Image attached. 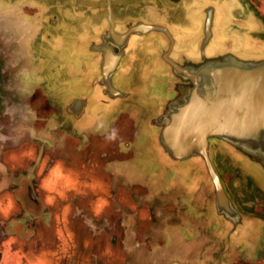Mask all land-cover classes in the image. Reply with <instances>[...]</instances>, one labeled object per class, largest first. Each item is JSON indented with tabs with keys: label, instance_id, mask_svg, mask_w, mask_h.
I'll return each instance as SVG.
<instances>
[{
	"label": "water",
	"instance_id": "1",
	"mask_svg": "<svg viewBox=\"0 0 264 264\" xmlns=\"http://www.w3.org/2000/svg\"><path fill=\"white\" fill-rule=\"evenodd\" d=\"M73 2L71 19L40 32L72 64L66 83L41 85L57 119L106 130L134 106L140 170L207 185L213 214L249 225L220 171L232 162L264 188V23L249 1H131L124 18L122 1Z\"/></svg>",
	"mask_w": 264,
	"mask_h": 264
},
{
	"label": "flooded vegetation",
	"instance_id": "2",
	"mask_svg": "<svg viewBox=\"0 0 264 264\" xmlns=\"http://www.w3.org/2000/svg\"><path fill=\"white\" fill-rule=\"evenodd\" d=\"M73 1L81 0H0V264H200L193 262L200 256L204 261L202 264H264V188L258 187L247 173L244 174L241 166L221 161L222 178L237 214L252 219L244 226L249 229L248 233H245L243 223L238 225V230L227 223L232 233L230 237L220 232L219 225L214 227L216 220L209 219L212 197L208 190H196L181 179L171 183L161 177L139 174L135 161L137 150L133 144L137 139L136 120L140 111L134 106L123 109L106 130L85 127L74 133L64 124L49 126L50 117L56 111L41 92L39 80L42 75L39 71L42 67L46 69L44 74H50L51 80L59 74L66 76L68 81L72 74L71 60L56 56L51 48L41 53V47H38L37 53L31 55L25 51L32 61L27 69L31 72L27 75L22 73L27 65L21 57L31 40L35 43L42 41L41 28L47 27L50 21L63 22L72 18L70 13L79 9ZM89 1H122L123 15H114L124 18L131 15L126 11L135 7L136 3L132 5L131 1L158 0ZM159 1L189 3L202 0ZM100 7L106 8L104 5ZM98 8L94 7V10ZM116 124L118 127L124 125L117 140V148L125 156L124 164L158 191L173 197L171 203L167 202V209H176L177 214L183 209L185 215L203 223L204 235H212L209 239L213 243L208 248L198 251V244L188 243L186 248L178 244L181 256L169 250L161 256L146 255L145 249L140 251L142 244H136L132 230L136 231V209H148L146 204H141V201L145 203L146 195H137L138 191L131 186L125 191L129 196L120 197L115 193L116 187H112L113 180L109 190L107 183L113 174L104 175L88 166L92 162L96 166L106 152L92 143H89L91 151H88L83 143L94 134L111 135ZM5 131H9L8 135ZM74 141L81 145L71 148L69 145ZM12 147L18 148V154L13 157L8 156ZM234 170L240 173L233 177ZM80 171H83L81 176ZM95 176L102 178L95 181ZM99 184L103 190L101 195H96L100 193L96 189ZM176 184L180 190L178 188L175 193L179 196L169 193L170 187ZM249 193H253V197ZM49 200H57L61 205L57 208L56 225L52 221L54 216L48 213L54 206ZM108 211L111 212L106 216ZM170 224L180 236L178 240L187 238L194 242L197 228L191 223L182 225L177 221ZM104 228L114 232L105 238L100 234ZM89 229L98 233L95 234L97 238L88 235ZM172 229H166L161 235L164 247L173 246ZM148 248L154 250V247Z\"/></svg>",
	"mask_w": 264,
	"mask_h": 264
},
{
	"label": "rangeland",
	"instance_id": "3",
	"mask_svg": "<svg viewBox=\"0 0 264 264\" xmlns=\"http://www.w3.org/2000/svg\"><path fill=\"white\" fill-rule=\"evenodd\" d=\"M257 3H255V1H252V6L256 7ZM40 105H42V101H40ZM124 123L126 124L125 121ZM122 128H124L123 124H120L119 127L116 124L115 129L113 130L111 135L97 136L94 134L95 136L93 135V136L88 137L89 141L84 140L83 143L85 147L89 149L88 151H91L89 147V143L90 144L92 143L98 146L99 149L104 150L106 152V155L103 156L104 158L103 159L101 158L99 162L96 163V166L94 162H92L91 164L89 163L90 165L88 166L91 169H95V170L97 169L98 170L97 172L104 174V175L107 174L108 172H110V174H113L112 179H110V181L107 183V187L109 190H111V180H113L114 185L112 184V187H116L115 193L119 195L120 197L121 196L128 197L129 195L126 194L125 191L131 186L132 188L133 187L136 188V190L138 191L137 195H146L145 203L141 201V204L142 206L146 204L148 206V209L147 210H143V209L137 210L136 209V214H137L136 231L134 232V230H132L134 240L136 239V244H142L140 251L145 249L144 254L146 255L156 256L157 254H160L159 256H161L162 255L161 253H163L165 250L166 251L169 250L171 252H174V254L181 256L182 252L178 249V244L182 248H186L188 243H191V244L194 243L195 245L198 244V246L201 247L202 249L208 248L213 243V241L204 235V224L203 223L200 224L199 222L194 221L192 217H189L185 215L184 213L176 214V211L169 212L168 209L166 208V205H167V202L171 200L170 197L167 196L165 193H161L160 191H158L155 188V186H153L150 182L139 178L134 173L128 170L129 167H127V164H124V161H123L125 159V156L117 148L118 147V144H117L118 137L122 135L123 133ZM5 132L8 135L9 131H5ZM6 142H7V139H6ZM74 142L75 143H72L71 145H69L71 148L81 145L80 142L79 143H77L76 141ZM9 151L11 152L8 154V156L13 157L14 154L16 155L18 154V148L16 147H12ZM221 157H222L221 154H218L217 152L216 159H221ZM116 162L119 164L115 165ZM82 173L83 171L82 172L80 171V176ZM239 173H240L239 171L234 170V172H232L233 177L234 175L239 174ZM101 178L102 177H98V176L94 177L95 181ZM101 186H102L101 184L96 186L97 187L96 189L100 192V193H97L96 195H101L102 190H103ZM239 191H242V189H240ZM249 195L253 197V193H249ZM49 202L51 205H54V206L50 208V211L48 213L54 216L52 221H54V225H56V222L58 220L56 219L57 217L56 212H58L57 208H59L61 205H60V202L57 200H55L54 202L52 200H49ZM110 212L111 211L106 212V216H109ZM174 221L175 222L179 221L180 224L182 225L191 223L192 226L197 228V234H196V237L194 238L195 239L194 242L193 240L188 241L187 238L178 240L180 236L177 235V232L174 230V228L170 224V223H174ZM171 227L173 228L171 232L173 233V236H174L173 246H172L173 248L170 247L171 245L167 248V247H164V245L162 244L161 235L165 232L166 229L170 230ZM59 229H60V225L57 226V230ZM49 230L52 231L53 229H47V231ZM85 231H86V228H85ZM101 232L100 234L104 235L106 238V236L111 235L114 232V230L104 228ZM87 233H89L88 235H90L91 238L92 236L97 238V235L95 234H98V233H95L94 230L92 231V229H89ZM179 241H183V242H179ZM96 247L98 248V245ZM148 247H154V250H151Z\"/></svg>",
	"mask_w": 264,
	"mask_h": 264
},
{
	"label": "crops",
	"instance_id": "4",
	"mask_svg": "<svg viewBox=\"0 0 264 264\" xmlns=\"http://www.w3.org/2000/svg\"><path fill=\"white\" fill-rule=\"evenodd\" d=\"M242 1H244V0H242ZM245 1H249V3L250 2H252V1H254V0H245ZM258 2V3H257ZM255 3H257L256 4V7H254V6H252V4L250 3V5H251V7H252V9H253V13L254 14H257L258 15V17H259V19L262 21V23H264V0H255ZM43 39L44 38H42V41H43ZM39 41H41V40H38V42L37 43H35V42H33L32 40L29 42V44H27V46L29 47L27 50L25 49H23V51H24V54L22 55V57H21V60L27 65V68L26 69H23L22 70V73H26L27 75H28V73H30L31 71H28L27 69H30L29 67L31 66V64H32V61L29 59V55H31L33 52L34 53H37V49H38V47H41V53H43V52H48V51H50V48L47 46V44L48 43H45V41H41V42H39ZM25 51H28V52H30L29 53V55H25ZM42 68V67H41ZM40 68V75H42L41 76V80H39V82H40V88H41V92L46 96V99L48 100V102H49V104L54 108V110L56 111V113H57V111H58V109L55 107V105L52 103V100H51V97L49 98V96H48V94L46 93V92H44L43 90H45V89H43V87L41 86V85H43L42 83H44L45 82V84L44 85H46L47 83L48 84H53L54 83V85H55V82L57 81L56 79H53V80H51L50 79V74H44V72H46V69H44V68H42L41 69ZM26 71H28V72H26ZM66 77V76H65ZM65 77H63V76H59V78H58V80L60 81V83H66V81L67 80H65ZM53 81V82H52ZM51 89H56L55 87L53 88H51ZM56 113L55 114H53V116H51L50 117V120H49V126H60V125H62V122L60 121V120H58L57 119V117H56ZM106 114V113H105ZM95 118H96V116H95ZM96 119H98V118H96ZM101 119V118H100ZM96 122V121H95ZM97 123H100V121L98 120V122ZM94 124H96V123H92V125H94ZM92 125H82V126H76V128H70V131H72V132H74V133H78V129H81V128H85V127H88V128H91V129H93V130H99V129H101V128H96V127H94V126H92ZM63 128V127H62ZM53 129H55V128H52V130ZM50 131V130H49ZM52 132V131H51ZM128 167H130V166H128ZM128 170L129 171H131V172H133L132 170V168H128ZM137 170L139 171V174L140 175H142V176H144V177H150V178H153V177H151V176H147V175H145L141 170H140V168L137 166ZM134 173V172H133ZM135 174V173H134ZM136 174H138V173H136ZM138 176V175H137ZM139 177V176H138ZM142 178V177H141ZM178 180V179H177ZM176 181V180H175ZM174 181V182H175ZM183 181V180H182ZM173 182V181H172ZM171 182V183H172ZM184 182V181H183ZM185 183V182H184ZM170 184V183H169ZM189 187H194V189H206V190H208L209 191V189L207 188V185H205V184H201V185H198V186H194V185H190ZM179 188V184H176V186L174 185V186H172V188L170 187V189H169V193H172V194H175V195H178V194H176L175 193V190H177ZM194 189H192V190H194ZM179 190H180V188H179ZM173 191V192H172ZM199 192H200V190H199ZM209 193H210V191H209ZM211 194V193H210ZM181 195V194H180ZM199 195V194H198ZM168 196V195H167ZM179 196V195H178ZM170 197V196H169ZM182 198V201H183V197H181ZM170 203H171V201L173 200V197H170ZM192 201H193V199H192ZM191 201V203L194 205V203ZM184 203H185V201H183ZM169 203V204H170ZM191 203H188V204H191ZM168 204V205H169ZM187 204V203H186ZM212 204H214V203H212ZM166 208H167V205H166ZM171 208V207H170ZM182 210L183 209H181L180 211H179V213H183L182 212ZM209 210H211V217L209 218V219H212V221L213 220H216V224L214 225V227H216V225H219L220 227H219V229H220V232H224V233H226L228 236H232V233L230 232V229H229V226H227V223H225V221L224 220H222L221 218L222 217H218V216H216L215 214H213V210L214 209H209ZM168 211L169 212H174V211H176V209L174 210H172V209H168ZM178 213V214H179ZM177 214V213H176ZM207 216H209L208 214H207ZM224 221V222H223ZM175 223V222H174ZM220 223V224H219ZM188 224V223H187ZM190 224V223H189ZM186 225V224H185ZM184 227H186V226H184ZM172 229V228H171ZM215 230H216V228H214ZM185 231V230H184ZM217 231V233H219V231L218 230H216ZM205 236L207 237V238H212V235L210 234V233H206L205 234ZM238 236H240V235H238ZM241 237V236H240ZM201 247H199V249H198V251H201ZM177 261V260H176ZM200 262V264H202L204 261H203V259H202V257L200 256V257H197V259H195V260H193V262Z\"/></svg>",
	"mask_w": 264,
	"mask_h": 264
}]
</instances>
